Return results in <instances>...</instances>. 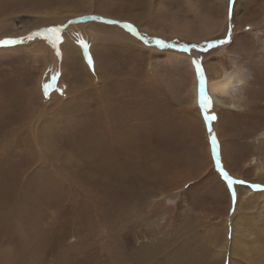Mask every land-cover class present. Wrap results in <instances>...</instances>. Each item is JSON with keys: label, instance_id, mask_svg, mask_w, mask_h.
<instances>
[{"label": "rangeland", "instance_id": "obj_1", "mask_svg": "<svg viewBox=\"0 0 264 264\" xmlns=\"http://www.w3.org/2000/svg\"><path fill=\"white\" fill-rule=\"evenodd\" d=\"M224 2L0 0V40L20 41L0 46V264H139L142 246L154 249L148 264H259L245 259L253 253L238 244L232 251L227 211L234 197L258 205L261 198L249 195L264 192V88L250 83L254 73L264 74V0H227L226 8ZM35 32L41 35L29 39ZM194 59L207 82L221 69L246 74L232 99L211 98L212 121L199 106ZM206 92L211 97L207 86ZM102 97L111 132L99 111ZM132 134L140 147L150 144V167L145 173L138 167L139 147L133 157L139 181L125 204L145 200L146 220L143 236L126 240L127 230L111 217L113 205L99 200L119 171L111 180L90 162L102 155L94 144L101 136L120 135L126 144ZM239 208V215L251 214L255 236L264 232L255 208Z\"/></svg>", "mask_w": 264, "mask_h": 264}, {"label": "bare ground", "instance_id": "obj_2", "mask_svg": "<svg viewBox=\"0 0 264 264\" xmlns=\"http://www.w3.org/2000/svg\"><path fill=\"white\" fill-rule=\"evenodd\" d=\"M223 4H224V8H226L227 0H225V2ZM69 52H70V50L68 51V55H69ZM232 61H233V59H232ZM47 62L49 64V66H51L53 63H55V56L52 53L49 54ZM232 64H233V62H232ZM218 73H221V75H216L213 80H209L207 82V88H208V91H209V93L211 95V98L213 100L216 99L217 96H219V97H221L223 99L224 98L225 99L231 98L235 94V92H237L238 90L242 89V85L243 84H247L246 74L242 73L241 71H239L235 67L232 68L231 70H225V69L218 70ZM260 74H261V72H260ZM253 76H254V79L250 83L253 86H256L258 88H260V87L264 88V74L259 75L258 72H256V73H254ZM250 83H248V84H250ZM192 95H193V97L191 99V103L193 105H195V103H196V101H195V97H196L195 86L193 87ZM104 100L106 101V99H104L102 97L101 98V102H100L101 106L99 108V111L103 114V118L107 119V120H105V122H107L110 125L108 130H109V132H111L110 130L114 131L115 125L112 123V121H110L111 119L107 115L108 113L106 114L105 110H107V107L103 103ZM102 104L104 105V108H105L104 110H103ZM231 104L232 105L229 104V108L230 109H234L235 108L234 103H231ZM260 107H261V105H260ZM262 108L264 109V105L262 106ZM113 114H116V113H113ZM116 119H117V117H116ZM119 124H120V122H119ZM104 129L107 130L106 127ZM120 131H121V128H120ZM124 132H126V131H124ZM122 133H123V131H122ZM123 134H125V133H123ZM136 134H138V133H136ZM117 137L121 140L120 135H117ZM135 137H136V135L132 134L131 135V139H130L131 141L129 140V142H127L126 144H122L125 140H123V142L120 143V140L118 138L114 137L113 135H111V136H101V138L97 142L96 141L95 142L93 141V142H94V144L96 143V148L97 147L99 148V150L101 151L102 155L101 154H100L101 156L98 155L99 157L98 158L96 157L97 159H94L92 162H90V164H91L90 168L93 169L92 171H94L95 173H98L99 175H103L104 177H106L107 174H108V175H110V179L111 180H114V173L112 171H115V173H116V171H119L118 175L115 174L116 175L115 176L116 180H114V182H113L112 186L114 188L112 187V191L111 192H105L104 194H102V196L99 194V200H106L108 203L113 205L112 206L113 207L112 210L114 211V213L111 215V217L116 220L115 222H117V224H116V228L117 229H119V230H124V229L127 230L128 236L126 238L124 237L126 240L129 239V237L133 236V235L143 236L144 233H143L142 228H143V226H145L144 221L146 220L145 217H142L143 212H145L146 206H147V204H145L146 203L145 200H144L143 203H138L137 207H135V206H131L130 207V206H127L125 204L126 201L129 199L132 184L136 183V181H139L138 173L136 171H140L141 169H143V173H145L147 171L146 169H149V167H150V163H147L149 160L147 161V159H146L147 158V152H148L147 151V146H150V144L148 143L149 145L145 146L144 143L142 142L141 143V147H140L139 146L140 145V141L138 143H136V138ZM89 139H90V137H89ZM148 142L152 143L151 140L148 141ZM139 147L141 148V150H140L139 159H138L137 162L141 163V165L139 163L138 164L140 166L137 164L138 167L140 168V170H139V168L137 170V165H136L137 162L134 161L135 159H133V157L135 156V152H137ZM93 152H95V151H93ZM98 153H99V151H98ZM143 158H144V160H143ZM86 170H88V169L86 168ZM263 171H264V167H261L259 172H263ZM144 178L145 177H143L142 179H144ZM94 184H95V182H94ZM143 189L146 191L145 187ZM232 196H233V194H232ZM249 196H253V197L257 196V197L261 198L260 201H258V205H254L255 204V203L253 204L254 201H245V202L241 203V202H239L237 200V197H236V199H233L232 201L228 202V211H227V213L230 212V210L232 208V214H231L230 218H231V220H234V223L231 221L232 222V224H231L232 226L230 225L232 228H230V240H229L230 243H229V246H231V249H232L234 245L238 244L237 245L238 247L240 245V250H242L243 252H246V253L252 252L253 253V256L245 257V259L251 258L252 260L257 261L259 264H264V232H262V233H260V234L255 236V233L252 231V228H251L252 224H253V222L251 221V217L249 216L251 214L248 215L246 213V214H241L242 216L239 215L240 214V208L239 207H246V208H249V209L255 208V210H254L255 211V218L256 219H259V218L264 219V216H262L264 214V192L260 193V194L253 193V194H250ZM133 201H134V197L131 198L128 202H133ZM240 203H241V205H240ZM136 212L138 213V215L136 214ZM248 212H249V210H248ZM242 213H245V212H242ZM127 214H129V215L127 217H125ZM139 218H143V221L142 220L140 221ZM226 219H225V221H226ZM168 222H167V224L165 226L168 225ZM136 228H139L140 231L136 232ZM224 232H225L224 233L225 237H227L228 230H227L226 226H225V231ZM134 237H136V236H134ZM177 238H180V237H177ZM123 241H125V240H123ZM226 241H227V239L225 240V243H226L225 246L221 247V249L223 250L222 255H221L222 257L225 255V251L224 250L227 249L226 247H227V243L228 242H226ZM168 243H169V241H168ZM181 246H183V245H181ZM140 248L141 249L138 251V254L137 255L133 254V256L135 257V255H136V258H138V263L139 264H145V263L148 264L151 261V259H150L151 257H148V255H146V253L151 251V250H154V249L153 248H146V247H143V246L140 247ZM228 249H229V251H231L230 248H228ZM232 251H234V248H233ZM169 253H171V252H169ZM183 253H185L184 250H183ZM231 254H229V255H231ZM172 255H170V256H172ZM133 256H132V258H133ZM174 256H175V254H174ZM223 258H222V262H223ZM120 262H122V261H120ZM170 262H171V259H170Z\"/></svg>", "mask_w": 264, "mask_h": 264}, {"label": "snow or ice", "instance_id": "obj_3", "mask_svg": "<svg viewBox=\"0 0 264 264\" xmlns=\"http://www.w3.org/2000/svg\"><path fill=\"white\" fill-rule=\"evenodd\" d=\"M93 19H100L99 17H93ZM106 23H109V24H120L121 22L120 21H115V20H107L105 21ZM123 28L125 29H128L129 31L133 32V33H136V30L135 28L131 25V24H128V23H123L121 25ZM50 34H56L59 32V29L58 28H51V29H48L47 30ZM38 35H41L40 32H35L32 34V36L28 37L29 39H31L33 36H38ZM49 39L52 40V43L55 44V40L52 39V36L50 35L49 36ZM55 39L58 40L60 39L59 36H55ZM20 41H17V40H13V39H4V40H0V46H6V45H13V44H17L19 43ZM228 43V39L225 38V39H220V40H217L215 42H209L203 49H201V51H206L210 48H213V47H218V46H222L224 44ZM156 44L157 45H160V46H165V47H171V45H166L164 43V41L162 40H159L157 39L156 40ZM81 45L82 47L87 50L88 48V45L86 43H84L83 41H81ZM194 47H198V46H194ZM89 63H91V59H89ZM193 65L195 66V74L198 78V99H199V106L204 110L205 112V120L206 121H212V120H215L216 119V116L214 114H211L209 115V110L211 109V106H212V100H211V97L207 94L206 92V86H207V77H206V72H205V69L202 65V62L200 60H193L192 61ZM47 85H45V89H47ZM209 131V134L211 136V139H212V145H213V153L215 154L216 152V138L215 136L212 134V130L211 128L209 127L208 129ZM219 160L217 159V167H219ZM221 174L224 176V178L228 181L229 185H231L233 183V180L232 178L228 175L227 172L223 171V169H221ZM254 188H259L260 185H253ZM235 199V197H234Z\"/></svg>", "mask_w": 264, "mask_h": 264}]
</instances>
